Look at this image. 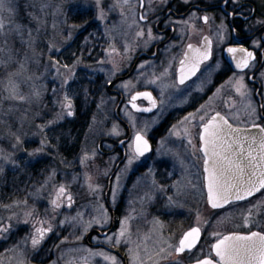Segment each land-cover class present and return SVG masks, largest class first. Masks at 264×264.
<instances>
[{
    "label": "rangeland",
    "instance_id": "rangeland-1",
    "mask_svg": "<svg viewBox=\"0 0 264 264\" xmlns=\"http://www.w3.org/2000/svg\"><path fill=\"white\" fill-rule=\"evenodd\" d=\"M139 1L5 0L11 12L2 13L5 27L0 29V229L8 230L0 231V264H34L31 237L36 234V220L43 215L51 218L52 197L60 187L72 194L107 193L117 210V195L131 185L128 194L137 202L131 207L134 216L124 225L138 224L146 231L138 234L124 228L123 236L116 231L104 242L113 247L117 240H125L133 264H160L163 255L174 252L163 247L159 224L147 221L149 210L157 206L174 214H195L198 225L213 224L222 231L264 227V197L225 210L213 211L208 205L198 168L192 164L197 156V117H182L168 132L163 126L170 112L184 109L173 89L157 90L162 105L150 117L123 109L122 118L133 136L152 137L156 145L154 153L143 159L128 145L117 176V155L110 152L125 129L117 122V97L108 87L117 91L118 56L129 63L137 43L145 40L147 31L138 21ZM155 1L161 0H146ZM141 80L156 85L153 79L137 76L124 84V91L132 92ZM237 87L227 109L232 121L264 127L251 89ZM65 94L73 102L74 115L62 107ZM35 165L38 169L32 173ZM87 204L89 214L83 209L80 221L108 229L107 206ZM83 252L90 260L98 257L103 264H113L104 258L114 257L107 251Z\"/></svg>",
    "mask_w": 264,
    "mask_h": 264
},
{
    "label": "flooded vegetation",
    "instance_id": "flooded-vegetation-1",
    "mask_svg": "<svg viewBox=\"0 0 264 264\" xmlns=\"http://www.w3.org/2000/svg\"><path fill=\"white\" fill-rule=\"evenodd\" d=\"M256 12L250 0H161L153 3L145 0L142 10L140 4L138 21L147 31L145 40L137 43L135 56L129 63L118 56L117 81L114 83L117 84V91L114 88L109 89V93L117 97V122L125 129V136L117 141V145H114L113 151L110 152L114 156L117 155V176L122 163L127 158L129 149L126 147L128 145H131L133 154L138 157L134 150L136 134L133 136L127 122L122 118L123 109L126 108L140 117H150L156 114L162 105V96L157 90L173 89L177 93L174 94L176 99L185 104L184 109L170 112L163 126H166L168 132V129L182 117H197L200 124L196 142L197 156L195 155L192 164L198 168L199 185L203 186L208 201L206 158L202 151L203 127L217 116L223 117L236 128L249 127L235 124L227 110L230 102H233V93L235 87L240 85L241 78L243 85L251 89L259 107L260 119L264 121L262 96L264 90V20L260 19ZM204 17L208 18L207 22ZM189 45L192 46L191 49ZM228 48L247 49L254 54V59L249 60L248 67L238 68L237 61L244 54L240 51L230 54L227 51ZM205 50L211 51V58L204 60L199 65V71L180 84L181 60L188 58L187 67L196 60L198 53L202 54ZM143 75L145 79H153L156 85H146L145 80H141L132 92L124 91V84L129 81L134 82L137 76ZM140 92H150L155 98L157 109L152 114L144 115L133 107V104L140 108L152 106L143 97L132 100V97ZM144 137L152 144V150L142 159L150 157L156 145L152 137ZM110 153L102 151L103 155ZM62 181L66 182V180ZM130 190H132L131 185L127 186L123 193L117 195V210H114L109 204L107 193L101 197L94 194H72L71 189L65 188V193L59 200L60 207L57 208L52 203L51 218L47 220L43 215L36 220L35 228H47L50 225L52 231L46 233L41 243L34 248L36 250L34 264H103L104 259L102 258L97 257V259L90 260L86 257L87 253L83 252L84 249L93 252L107 251L115 257L116 264H133L130 245L125 240H117L119 243L113 247L107 246L104 242L116 231L118 234L122 228L130 229L131 233L137 232L138 234L146 231L138 224L124 225L134 216L131 214L133 210L131 207L137 202L128 194ZM58 193L52 197L53 201L57 199ZM69 195L72 197L71 202L68 201ZM261 198L263 197L259 193L244 203ZM90 202H97L99 208L107 206L111 214V224L108 229L100 230L94 223L90 226L87 219L80 221L79 217L83 209L89 214L87 203ZM147 218V221H156L159 224L160 228L157 233L161 236L165 249L173 250L169 245L177 246L192 228L200 227L201 229L200 239L195 248L191 251L186 250L182 254L170 253V257H168L169 253L163 255L160 264H177V261L180 264H196L198 258L207 259L210 253L214 257L215 253L211 246L224 236L234 233L249 235L252 231L264 232V227L238 232L232 229L222 231L213 224L203 227L198 225L200 222L196 221L195 214H174L173 211L162 209L161 206L149 210ZM38 221L43 223H38ZM220 233H222L221 236H219ZM48 252L49 256L46 257ZM74 253H76L75 256ZM145 263L148 262L145 261Z\"/></svg>",
    "mask_w": 264,
    "mask_h": 264
},
{
    "label": "snow or ice",
    "instance_id": "snow-or-ice-1",
    "mask_svg": "<svg viewBox=\"0 0 264 264\" xmlns=\"http://www.w3.org/2000/svg\"><path fill=\"white\" fill-rule=\"evenodd\" d=\"M99 2V0H98ZM128 0H125L127 3ZM4 11L11 12L10 8H7L5 0H0V29H4V17L2 13ZM207 17H204L207 22ZM143 33H141L142 35ZM192 48L191 45L188 46ZM227 51L230 54H235L240 51L244 55L237 61L238 68H246L249 65V60L254 59V54L247 49H234L228 48ZM211 58V51L205 50L202 54L198 53L196 60L187 65L185 60H181L180 79L179 83L183 84L186 79L191 78L199 71V65L204 60ZM235 59V55H233ZM23 69V65L20 66ZM64 67H67L65 65ZM58 71V70H57ZM67 79L63 83H67ZM243 87L242 78L241 83L237 90ZM242 95L245 93H241ZM37 95L39 93L37 92ZM143 97L147 99L153 107L156 106V100L150 92H140L136 96L132 97V100ZM23 99V97H21ZM62 107L67 109V115H74L73 102L71 98L65 94L64 103ZM133 107L137 111H151V108H140L136 104ZM223 123H218L217 118L213 117L210 122L204 125V154L207 157L205 161L207 172V192L208 200L213 209L222 208L225 204H231L233 201L245 200L256 193H260L264 197V136L260 137V152L258 155H254L251 147L247 150L245 155L244 141H248L247 136L233 137L232 142H228L226 136L232 135V132H225L224 125L227 121L223 117L219 118ZM231 128V125H228ZM239 132V129L233 130ZM264 132V129H261ZM191 143V141H189ZM256 143V138H252L250 144ZM235 145V147H234ZM150 145L147 139L137 133L135 136V153L139 156H143L146 151H150ZM129 160V164H131ZM65 193V188L60 187L57 199L52 203L58 208L60 207L59 200ZM171 199V198H169ZM71 195L68 196V201L71 202ZM69 206L70 203H69ZM259 207V205H256ZM28 223L27 220L24 221ZM247 222V221H246ZM38 223H43L38 221ZM10 227V226H9ZM7 227L0 229V231H7ZM52 228L49 227H37L35 229V235L31 237V243L33 248H36L44 239L45 234L51 232ZM120 235H124V229H121ZM201 235L200 227H194L188 231L183 238L179 241L177 246L169 245L173 248L174 253H184L186 250L191 251L195 248ZM119 243V241H116ZM215 256L211 253L207 259H197L196 264H264V232L252 231L249 235H228L219 239L217 243L213 244ZM95 255V254H93ZM99 255H104L99 253ZM105 259H111L115 264L114 257H104ZM218 258V259H216ZM177 264H180L177 261Z\"/></svg>",
    "mask_w": 264,
    "mask_h": 264
},
{
    "label": "water",
    "instance_id": "water-1",
    "mask_svg": "<svg viewBox=\"0 0 264 264\" xmlns=\"http://www.w3.org/2000/svg\"><path fill=\"white\" fill-rule=\"evenodd\" d=\"M140 2H141V10H142V9H144V4H145L144 2H145V0H140ZM150 108L152 109L151 111H144V112H140V111H139V112H140V113H144V114H152V113L155 112V110L157 109V106H155V107L151 106ZM216 118H217V122H218V123H223V121H221V120L219 119L220 116H217ZM224 120H225V119H224ZM228 125H231V124L227 122V124L224 125V129H225V132H226V133H227V132H232V135H230V136H226V139H227L228 142H232L233 137L247 136V137L249 138L248 141H244L245 155H247V150H248L250 147H251V149H252L254 155H258V154H259V152H260L259 139H260V137L264 136V132H261V129H263L262 126H251V127H249V128H235V127H233V126L231 125V128H229ZM235 129H239L240 131H239V132H235V131H233V130H235ZM203 136H204V127H203V132H202V144H203L202 151H203V154H204V139H203ZM252 138H256V143H254V144H250ZM145 139H146V138H145ZM148 142H149V141H148ZM149 145H150V149H151L152 146H151V143H150V142H149ZM234 147H235V145H234ZM134 150H135V143H134ZM150 152H151V150H150V151H146L145 154H144L143 156H139V155H137V156H139V157H144V156H146L147 154H149ZM204 156H205V154H204ZM205 158H206V160H207V157H206V156H205ZM206 166H207V165H206V163H205V167H206ZM205 173H206V176H207V172H206V171H205ZM206 182H207V180H206ZM206 190H207V185H206ZM207 194H208V192H207ZM256 194H258V193H256ZM256 194H255V195H256ZM255 195H253V196H255ZM253 196H251V197H253ZM251 197H249V198H251ZM249 198H247V199H245V200H241V201H233V203L243 202V201L248 200ZM233 203H231V204H233ZM208 204H209V206L211 207V204H210L209 200H208ZM229 205H230V204H225L222 208H218V209H214V210L224 209V208H226V207L229 206ZM211 208H212V207H211ZM212 209H213V208H212ZM232 235H234V234H232ZM236 235H244V234H236ZM227 236H228V235H227Z\"/></svg>",
    "mask_w": 264,
    "mask_h": 264
},
{
    "label": "trees",
    "instance_id": "trees-1",
    "mask_svg": "<svg viewBox=\"0 0 264 264\" xmlns=\"http://www.w3.org/2000/svg\"><path fill=\"white\" fill-rule=\"evenodd\" d=\"M250 2L253 3V5L255 6L256 11H257L256 12L257 13V16L260 19H263L264 20V0H250ZM78 114H80V111H78ZM74 130H75V126L72 127V131H74ZM37 166L38 165H35L36 168L33 167L32 173L35 172L38 169ZM23 178H24V176H23Z\"/></svg>",
    "mask_w": 264,
    "mask_h": 264
}]
</instances>
